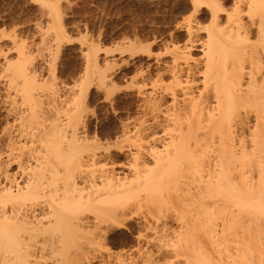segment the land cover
I'll return each instance as SVG.
<instances>
[{
    "label": "bare ground",
    "instance_id": "6f19581e",
    "mask_svg": "<svg viewBox=\"0 0 264 264\" xmlns=\"http://www.w3.org/2000/svg\"><path fill=\"white\" fill-rule=\"evenodd\" d=\"M34 1L51 14L57 43L69 42L59 2ZM191 5L194 12L205 8L210 24L200 27L188 18L185 44L173 45L171 62L129 78L127 87L139 100L135 116L121 124L128 143L118 149L128 159L120 170L109 160L105 164L111 149L87 137L81 109L87 89L74 85L77 97L72 94V106L61 112L49 99L58 85L43 77L48 83L39 87L41 79L24 67L29 57L22 50L8 65V81L19 78L22 103L30 106L29 119L18 117L30 129L16 130L31 148L24 151V143L22 151L16 143L5 161L0 158V264L264 262V0H191ZM200 32L204 37L198 42ZM131 42L118 51H133ZM98 47L86 53L91 57ZM89 56L87 64L95 66ZM96 68L84 70L86 82L96 75L107 88L110 77ZM33 89L48 103L34 97ZM42 101L51 106L42 108ZM24 155L32 160L25 167ZM133 216L138 218L134 251L91 259L82 251L100 248L113 226L131 228L127 222Z\"/></svg>",
    "mask_w": 264,
    "mask_h": 264
},
{
    "label": "rangeland",
    "instance_id": "374dc122",
    "mask_svg": "<svg viewBox=\"0 0 264 264\" xmlns=\"http://www.w3.org/2000/svg\"><path fill=\"white\" fill-rule=\"evenodd\" d=\"M51 1L59 2V11L60 15L62 16L61 27L63 29V31L62 29L61 31L63 36L70 40L69 42L67 40H62L60 42L58 41V45V35L55 34L57 32L53 28L50 29V26L53 24V21H51L53 18L51 19L52 16L45 6H41V4L34 0H0V73L2 74H0V127L4 126L2 129L0 128V158L2 161H5L7 159V155L10 152L9 150H11V147H14L16 143L20 145H16V148H20L22 151L24 150V143L25 146H27L25 147L26 150L24 151H29L31 148L30 142L28 146V141L24 138L25 136L23 135V131L20 133L18 130L19 128L25 129V127H27L26 129H30V127L28 128V126H30L28 121H21L18 119V117L22 115L23 117L21 118L29 119L28 111H30V106L27 104L28 101L27 103L24 102V97H22L20 92V82L18 83L17 81L19 78L17 79L15 77H11V79L13 78V81L15 78L18 84L16 82H14L16 84L13 82L10 83L12 81L11 79L8 81V77H10L12 74V70L10 69L12 67H7L8 65L10 66V64L15 63L14 61H16L18 52L22 50L21 52L24 55L26 54L25 57H29L27 62H23L24 67H27L26 70L29 71L30 69L32 73L34 72L35 75H33L36 77V79H41L40 81L37 80L38 83L40 82V84H38L39 87L41 84L42 86L44 83L46 84L49 79V82L52 81L53 83L54 81L56 85H58L56 86L58 89L56 92L57 94L55 93V96L53 95L54 97L51 96L49 98L50 100L52 98V106L48 104L49 107L51 106L52 108L56 105L54 108L59 110L62 109L61 112H63L65 109V111H67V108L72 106V104H69V102L72 103L71 99L73 98L72 94H75L73 93V91L76 89L75 86L79 89L81 88L83 91L87 89L86 92H84L85 96L83 95V97L86 98L81 104V109L84 107L86 110H82L83 123L85 124L86 128V130L85 128L84 130L88 139H91L95 142H100V145L109 147V149H111L109 157L107 160H105L107 163H105L104 160L102 162L105 164L112 163L110 167L112 166L116 170L119 168L118 170H120V166L127 162L128 159L124 155V151L118 149L119 145H124L126 142H124L125 139L121 133V124L124 120H126L127 117H132L133 113V116H135V106L139 100L136 91L127 87L129 84V78L134 76V74L138 76V74H140L142 71V73L151 74L154 73L157 68L168 65L167 63L171 62L172 59L170 52H172L171 48L173 45L183 46L185 44V26L188 18H190L189 20L194 23L197 22L196 24L199 23L198 25H200V27H202V25L203 27H207L210 24L207 17L208 14L205 11L206 9L200 7L201 10H197V13L194 12L191 5V0ZM229 5L230 2H225V7H229ZM202 37H204V33L200 32L198 34V42L203 39ZM130 42L132 44L134 43L131 45L134 47L133 51H118L119 49H124L125 46L128 49ZM196 44L199 45V43ZM89 45H96V47L99 46L98 48H101L95 54L96 58L94 54H91V52L89 53L91 54V57L93 56V59L95 58L94 61L86 53L87 49L90 47ZM135 45H137L136 48ZM138 47L141 51L137 50L139 49ZM196 47L198 48V46ZM141 48H143V51ZM166 51L169 53L166 54ZM133 52L134 54H131ZM192 53L195 56H199L200 51L199 49H195L194 51L192 50ZM87 56L91 58V62H94L95 66L93 63H90V66L87 64ZM93 67H97L96 69L100 70H106L107 77H110H108L110 84L107 85V88L106 86L104 88L101 86V83H99L97 80L98 76L96 75L89 77L87 76V80L88 82L90 81V84L86 82L85 71L88 68L92 69ZM137 71H139L138 74ZM43 77H46L47 79L49 77L50 78L47 80ZM81 77L83 80H80ZM41 81H44V83ZM79 83H82L80 84L82 86L83 84L86 86L84 85L83 88L82 86L78 87L80 86L78 85ZM12 86L16 89L12 88ZM68 90L69 92H66ZM78 90H75L76 95ZM6 91L10 92L11 95ZM35 91L36 89H33V95L34 97H38L41 90H39V92L37 90L36 93ZM111 92L112 94H109ZM13 93L16 99L14 95H12ZM111 95L113 96L111 97ZM10 96L12 98H10ZM21 99L24 100L23 103L25 104L22 103ZM42 100L45 101V103H48L46 99L44 100V98H42ZM8 102H11L13 105L11 103L9 104ZM35 103L37 102H34V106ZM45 103L43 102V105H41L42 103L40 104L42 108L48 106L45 105ZM40 105L39 107H41ZM36 106L37 109L38 105ZM66 106L69 107L66 108ZM26 108H28V111ZM26 114L28 116H26ZM8 115L10 116L8 117ZM16 128L18 129L16 130ZM127 143L128 142L125 144L127 145ZM20 150L18 149V151ZM28 158L31 159L29 155H24L23 159L21 160L23 167L28 166L31 163L32 160H29ZM25 161L27 162L25 163ZM102 162H100V165L103 164ZM11 169L14 170L15 166L12 165ZM136 220H138V218L133 216L132 219L127 222L131 228L133 226L132 229H126L122 226H113V228L111 227L107 232L105 241L101 240L102 246L100 248H87L89 250H86L85 248L82 251H87L89 253L90 259L93 254H105L116 251H134L135 249L133 247L136 245L135 236L137 234L135 233L137 228L134 225ZM168 224L169 226L173 225L172 227L174 228L175 226L177 227L178 223L168 220ZM35 240L40 241L41 238H35ZM202 241L205 242V240ZM37 246H39V242ZM36 248L35 250L46 252V254L48 253V249L46 251V249L42 250L40 247ZM46 254L45 256L47 257L48 255ZM95 264H97V262ZM262 264H264V262H262Z\"/></svg>",
    "mask_w": 264,
    "mask_h": 264
}]
</instances>
